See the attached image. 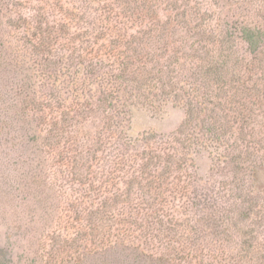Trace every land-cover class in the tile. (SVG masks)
Returning <instances> with one entry per match:
<instances>
[{
    "label": "rangeland",
    "instance_id": "374dc122",
    "mask_svg": "<svg viewBox=\"0 0 264 264\" xmlns=\"http://www.w3.org/2000/svg\"><path fill=\"white\" fill-rule=\"evenodd\" d=\"M245 26L264 0H0V264H264Z\"/></svg>",
    "mask_w": 264,
    "mask_h": 264
},
{
    "label": "trees",
    "instance_id": "16d2710c",
    "mask_svg": "<svg viewBox=\"0 0 264 264\" xmlns=\"http://www.w3.org/2000/svg\"><path fill=\"white\" fill-rule=\"evenodd\" d=\"M205 18V17H204ZM206 19V18H205ZM204 22L202 23H199V29L201 32H199L201 35H208L209 32L206 31L205 29H201L202 26H203ZM262 27H250V26H245V27H242L240 30V34L239 36H237L235 33H238L237 31H235V33H231V31H228L226 33V36L224 37H221V35H219L221 38L219 39L218 38V44H219V48L221 49L219 51L220 53V56L222 58V55L225 54L226 51H229L226 47V44L230 41H234L233 38H237L241 41H243L244 43L247 44L248 48H247V52L251 55H256L259 53L262 54L260 52V43H264V31L261 29ZM217 36V35H215ZM212 57V55L210 56ZM210 57H207L210 58ZM207 59H204V60H207ZM230 60V58H228ZM234 63V66L238 65V61ZM209 64H212V67L210 68L211 70L215 69V71L213 72L214 76L215 77H220L222 75V72L224 73V70H226V62L223 61V63L219 62L218 60H216V57L214 56L212 60H209ZM253 64V61L252 63ZM209 66V65H208ZM227 73V72H226ZM222 83V86L224 85L225 86V81H221ZM239 89V87H237V90ZM150 154V153H149ZM155 158H159V160L161 159L159 156L155 157ZM61 159L62 161H64V157L61 155ZM158 160V161H159ZM162 160H160L161 162Z\"/></svg>",
    "mask_w": 264,
    "mask_h": 264
}]
</instances>
